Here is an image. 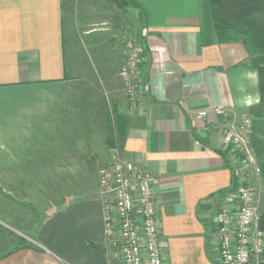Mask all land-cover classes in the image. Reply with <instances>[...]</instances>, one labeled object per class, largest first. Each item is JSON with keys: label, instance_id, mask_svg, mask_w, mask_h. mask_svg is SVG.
Masks as SVG:
<instances>
[{"label": "crops", "instance_id": "0c3cea01", "mask_svg": "<svg viewBox=\"0 0 264 264\" xmlns=\"http://www.w3.org/2000/svg\"><path fill=\"white\" fill-rule=\"evenodd\" d=\"M131 2L0 0V264L118 263L98 176L58 200L47 190L76 182L78 167L60 160L47 181L25 164L61 152L75 165L77 152H114L148 172L165 264H221L214 219L244 181L223 133L250 118V147L264 152L259 73L241 44H201V0ZM131 38L144 45L134 109L119 78Z\"/></svg>", "mask_w": 264, "mask_h": 264}, {"label": "built area", "instance_id": "2783aa9c", "mask_svg": "<svg viewBox=\"0 0 264 264\" xmlns=\"http://www.w3.org/2000/svg\"><path fill=\"white\" fill-rule=\"evenodd\" d=\"M124 58L119 78L134 109L142 86V42L129 39ZM217 114L223 115L225 111L217 109ZM207 117L206 111L196 116L201 120ZM252 125V119L247 118L229 125L223 133L224 142L232 148L234 168L244 181L237 189V206L222 207L214 219L221 264H264V231L259 228L260 213L256 206L258 192L248 180L253 170L260 173L250 147ZM98 183L104 205V233L114 244L119 243L122 264H165L152 176L139 172L133 164L114 154L98 170Z\"/></svg>", "mask_w": 264, "mask_h": 264}, {"label": "trees", "instance_id": "16d2710c", "mask_svg": "<svg viewBox=\"0 0 264 264\" xmlns=\"http://www.w3.org/2000/svg\"><path fill=\"white\" fill-rule=\"evenodd\" d=\"M200 37L203 46L243 44L259 73L264 101V0H201ZM252 146L259 151L263 142L253 139ZM254 155L264 185V152ZM259 213V228L264 231V210Z\"/></svg>", "mask_w": 264, "mask_h": 264}, {"label": "rangeland", "instance_id": "374dc122", "mask_svg": "<svg viewBox=\"0 0 264 264\" xmlns=\"http://www.w3.org/2000/svg\"><path fill=\"white\" fill-rule=\"evenodd\" d=\"M115 2H117V5L119 7H124V4L130 6L133 3L131 2V0H115ZM226 44H241V43H226ZM242 47L246 50L245 46L243 44H241ZM247 52V50H246ZM248 54V52H247ZM249 55V54H248ZM249 58L250 55H249ZM244 120V119H242ZM78 153V157H77V161L78 164L75 165L73 164V162L75 161V157H64L62 156V152L61 155L59 154V152H54V154H58L60 156H58V158L55 156L52 157H47L48 162H44V158L42 160V158H40L39 160L41 161H36V158H32L29 160L26 159V165L27 166H34L35 170H38V166L39 167V171H41L39 175H45L47 178L46 180L48 181V178L50 176H52V172L49 173V171H52L58 167H60V164L58 161L61 160V165L62 166H66L65 163H67L68 165L71 164L73 167L76 166L78 167V171H79V177L77 179L76 182L72 181V183L70 184L69 181H65L62 182V186L60 188H55V189H49L47 190L49 195L47 194L48 197H54L56 199L59 200L58 196L62 197L63 199L65 198L66 195L69 194H73L78 192V195H81L84 191H92L95 187V182L98 176V170L104 166L107 165L110 162V158L112 159V157L114 156V152H77ZM53 155V153H52ZM82 155H88L90 159H88V163L86 164L83 160L84 157L82 158ZM55 161L54 163H52L51 161ZM43 161V162H42ZM52 163V164H51ZM0 164H5V156L4 153L0 154ZM47 171V173H45V170ZM44 170V172H43ZM37 174V175H38ZM51 174V175H50ZM54 175V174H53ZM249 182L252 183L253 185H255V187L257 188V202H256V206H257V210L258 212H261L264 210V185H263V181H262V177H261V173H256L254 170L252 173L249 174ZM63 178L65 177L64 173H62ZM76 183V186H75ZM72 186V187H71ZM59 207H61L62 205H58ZM33 207V206H31ZM28 208V207H27ZM10 226H13L17 229H21V233H23L24 235H26L25 231L23 230L22 227H20L16 222H13L14 224L7 222ZM27 223V226L23 225L25 229L29 228V224H34V226H37L38 222H25ZM20 224V223H19ZM17 225V226H15ZM13 239L16 242V244L19 245H25V244H32V242L30 240H27L28 238H23L22 236H19L17 234H13ZM28 242V243H27ZM118 263L117 264H122V259H121V255L118 258Z\"/></svg>", "mask_w": 264, "mask_h": 264}]
</instances>
